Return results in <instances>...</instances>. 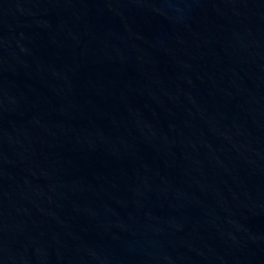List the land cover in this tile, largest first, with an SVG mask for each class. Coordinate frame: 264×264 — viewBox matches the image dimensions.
Returning a JSON list of instances; mask_svg holds the SVG:
<instances>
[{"label":"water","instance_id":"95a60500","mask_svg":"<svg viewBox=\"0 0 264 264\" xmlns=\"http://www.w3.org/2000/svg\"><path fill=\"white\" fill-rule=\"evenodd\" d=\"M0 264H264V0H0Z\"/></svg>","mask_w":264,"mask_h":264}]
</instances>
